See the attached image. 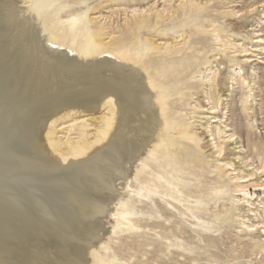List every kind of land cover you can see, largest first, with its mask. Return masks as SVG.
Here are the masks:
<instances>
[{
	"label": "bare ground",
	"instance_id": "1",
	"mask_svg": "<svg viewBox=\"0 0 264 264\" xmlns=\"http://www.w3.org/2000/svg\"><path fill=\"white\" fill-rule=\"evenodd\" d=\"M87 1L0 0V264H120L113 236L132 233L136 237L118 249L135 248L174 264L176 256L218 247L203 232L219 231L231 216L248 233L264 228L252 220L255 194L249 192L251 185L264 187L250 178L264 171V157L252 174L233 176L228 172L233 163L224 162L219 168L227 175L211 177L200 150L210 147L212 155H221L225 145L238 154L236 132L220 142L218 130L207 125L198 132L196 120L186 123L177 115L186 98L202 111L207 100L216 113L223 96L205 86L194 93L192 79L201 76L234 89L241 78L237 66L257 55L216 27L189 33L187 43L182 33L160 45L137 36L156 25L142 20L118 37H103L91 26L89 7H82ZM203 1L188 0L181 16ZM239 28L264 50V35L252 37L246 26ZM248 88L241 99L246 112L254 102ZM191 112L185 111L188 120ZM249 141L259 150L252 137ZM220 200L235 206L210 212L209 205ZM175 211L192 216L206 247L161 221ZM105 220L113 221L111 230ZM156 228H162L154 232L159 237L148 238L146 229ZM172 237L178 241L166 242ZM250 250L263 254L264 241ZM160 251L168 252V260L161 261Z\"/></svg>",
	"mask_w": 264,
	"mask_h": 264
},
{
	"label": "rangeland",
	"instance_id": "2",
	"mask_svg": "<svg viewBox=\"0 0 264 264\" xmlns=\"http://www.w3.org/2000/svg\"><path fill=\"white\" fill-rule=\"evenodd\" d=\"M181 1L185 2V6L180 4ZM189 5L188 0H88L82 7L84 9L89 7L88 13L92 20L91 26L93 29L100 30L103 37H118L128 25L142 20L152 21L156 25H153L152 28L144 27L140 29L137 36L144 39L157 40V43L160 45L171 41L173 37L178 36V39H181L182 33H185V36H187L185 40L187 43L189 41V33L198 31V29L209 31L216 27L228 36L235 37L237 44L243 43V47L251 53L250 56L257 55L252 57L254 61L237 66V71L241 75V78L238 80L239 83L234 85V89L229 88L227 90L228 87L223 83L217 85V82L212 83L209 80L206 82L201 76L192 79L196 85L192 88L194 93H200L201 88L205 86L208 90L211 88V91H219V94L223 96L224 104H222L219 110H216V113H213L215 111L213 109L208 110L213 104L207 100L204 102L206 104L205 111H202L203 108L194 109L189 106L188 101H190V98H186L181 103L177 114L180 120L186 123L196 120L194 122V128H197L198 132L201 131L200 128L207 125L213 130H218L215 137L220 142L224 139L228 140V136L236 132V138L240 143L239 145L242 146L239 150H236L238 154H234L235 151L231 150L232 146L225 145H223L224 149L221 155L218 153L212 155L211 151H209L210 147L200 150L202 167L207 171L209 176L221 177L227 175V173L223 174L222 170L224 168H219L224 162L233 163V167L228 171L233 176L235 174H241L243 176L252 174L259 167L261 158L264 157V50L261 49L262 46H255L258 43L246 39V35L243 34V28L239 27L244 25L246 26V30L250 29V32L253 33L251 35L252 37H256L258 34L264 35V17L262 14L264 6L259 7L264 5V0H210V2L204 0L201 6L196 4L192 7L191 13L188 16H181L182 10L189 8ZM72 6L79 8V5ZM251 8L258 9L250 12ZM134 9L138 10L136 15L133 12ZM213 17H217L214 26L206 29L201 26V23H207L208 19ZM236 25L238 29L236 28L235 30ZM161 51L165 52L164 49ZM185 52H191V50L188 49L180 52L175 55L177 57L173 60L178 61ZM192 61L194 62V60ZM191 69L192 67L187 68L189 73ZM215 69L213 67L208 72L209 77L207 79L210 78ZM199 70V67H197L193 71H197L196 73L198 74L200 73ZM224 73L227 72L225 71ZM245 78L247 82L243 84L242 80ZM247 86L253 88L254 102L253 108L246 112L242 109L241 99L243 91L249 90ZM195 102L196 100H193V103ZM185 111H193L191 112V116L194 117L188 120L189 116L185 115ZM249 137H252L259 144V150H256L254 144H250ZM250 178H252V183L260 184L264 182V171L259 170L256 175H252ZM249 192L255 194L253 198L255 206L253 207L254 215L251 216L252 220L260 223V226H264V204L260 205V202H264V187H253L251 185ZM243 204L245 205V203ZM212 206L213 203L209 205L210 212L216 213L229 210L235 205L231 202L220 200L215 207L212 208ZM246 209H249V207H246ZM175 212L177 214L176 216L162 217L161 221L163 223L165 222L167 226L171 224L173 231L177 234H179L178 229L183 228L186 231L185 236L193 238L194 241L206 247L208 241L206 237L199 235L198 228L191 224L193 221L192 216H182L180 211ZM234 212L238 213L239 211L235 210ZM236 218V216H231L228 223L220 224L221 228L219 231L203 232L205 236L212 235L216 238L218 247L209 246L207 247L209 249L208 251H205V249L192 250L185 257L176 256L172 260L174 264H221L223 260H232L234 257L238 258L231 262V264H264V252L263 254H256V252L250 250V246L255 241H264V228L259 227L258 230L248 233L244 230V227H241V224L237 222ZM167 220H170L171 223ZM105 222H108L106 224L107 229L109 228L111 230L113 221L105 220ZM146 230V236L149 238L154 236L155 233L160 234L162 228H156V230L152 231ZM129 235L132 237H127L128 234L114 235L113 243L111 242L113 250H116L122 259L119 262L120 264H145L143 261H146L147 264H161L153 259L151 253H142L135 248L126 250L118 249L121 247L122 241L130 243L132 238L136 237L133 233ZM154 237L158 238L159 235H155ZM177 241L175 237H172L171 240H166V242L172 244ZM184 245L187 247V244ZM151 249L149 247V251ZM160 252L162 253H158V255L161 257V261L168 260V252ZM212 254H214L213 257Z\"/></svg>",
	"mask_w": 264,
	"mask_h": 264
}]
</instances>
